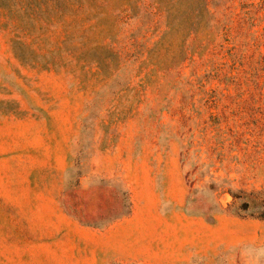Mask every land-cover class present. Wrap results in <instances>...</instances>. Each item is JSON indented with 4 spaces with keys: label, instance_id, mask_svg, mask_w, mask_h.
Masks as SVG:
<instances>
[{
    "label": "rangeland",
    "instance_id": "rangeland-1",
    "mask_svg": "<svg viewBox=\"0 0 264 264\" xmlns=\"http://www.w3.org/2000/svg\"><path fill=\"white\" fill-rule=\"evenodd\" d=\"M0 264H264V0H0Z\"/></svg>",
    "mask_w": 264,
    "mask_h": 264
}]
</instances>
